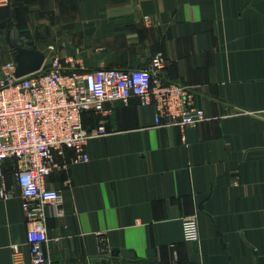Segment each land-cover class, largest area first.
<instances>
[{"label": "crops", "instance_id": "crops-1", "mask_svg": "<svg viewBox=\"0 0 264 264\" xmlns=\"http://www.w3.org/2000/svg\"><path fill=\"white\" fill-rule=\"evenodd\" d=\"M3 23L0 77L16 55L7 33L65 67L148 70L159 55L161 77L190 88L207 117L181 131L156 126L136 98L107 104L89 162L65 151L45 179L61 196L42 208L50 264H264V0H9ZM100 121L83 115L87 130ZM15 169L4 164L0 180V264H13V246L29 261ZM192 216L190 244L181 222Z\"/></svg>", "mask_w": 264, "mask_h": 264}, {"label": "built area", "instance_id": "built-area-1", "mask_svg": "<svg viewBox=\"0 0 264 264\" xmlns=\"http://www.w3.org/2000/svg\"><path fill=\"white\" fill-rule=\"evenodd\" d=\"M9 0H0V7ZM145 24L149 25L148 18ZM3 32L0 30V39ZM54 52L53 48H50ZM75 62V61H74ZM70 67L54 56L34 74L16 79L15 64H5L0 77V180L2 168L12 162L21 192L26 218L25 262L18 246H13V264H50L42 248L47 241L44 206L59 208L61 196L45 189V179L60 166L56 156L72 153L71 164L89 162L87 143L106 136L104 120L111 115L107 104L118 102L124 107L136 98L143 107L154 110L156 126L174 127L181 131L207 121L203 110L194 105V93L185 86L164 80L160 71L163 59L156 56L148 70H86L77 61ZM102 117L99 127L87 130L83 115ZM2 198L6 199L5 191ZM38 203V206L31 204ZM185 243H197L199 231L194 216L181 222ZM104 234L97 235L98 256L109 254Z\"/></svg>", "mask_w": 264, "mask_h": 264}, {"label": "water", "instance_id": "water-1", "mask_svg": "<svg viewBox=\"0 0 264 264\" xmlns=\"http://www.w3.org/2000/svg\"><path fill=\"white\" fill-rule=\"evenodd\" d=\"M3 28L4 23L0 24V29ZM6 40L16 52L14 57L16 67L14 76L16 79L37 73L42 69L45 61V56L42 52L36 50L34 47H29L20 41L14 40L9 33H7Z\"/></svg>", "mask_w": 264, "mask_h": 264}]
</instances>
